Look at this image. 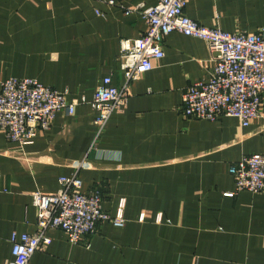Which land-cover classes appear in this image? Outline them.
<instances>
[{"label":"crops","instance_id":"1","mask_svg":"<svg viewBox=\"0 0 264 264\" xmlns=\"http://www.w3.org/2000/svg\"><path fill=\"white\" fill-rule=\"evenodd\" d=\"M158 2L0 0V92L6 80L31 78L75 105L31 144L0 132V264L12 261L13 236L36 230L33 193L55 194L75 175L81 193L102 191L112 216L125 200L126 226L101 223L90 247L56 230L30 264H264V193H236L230 174L244 157L264 154V93L249 127L185 117L186 90L216 67L205 41L170 34L165 57L132 83L126 109L96 140L98 114L82 100H93L105 76L125 84L122 42L147 30L135 10ZM185 13L232 34L264 30V0H188Z\"/></svg>","mask_w":264,"mask_h":264},{"label":"built area","instance_id":"2","mask_svg":"<svg viewBox=\"0 0 264 264\" xmlns=\"http://www.w3.org/2000/svg\"><path fill=\"white\" fill-rule=\"evenodd\" d=\"M188 0H159L153 7L139 6L137 12L147 30L137 39L124 40L119 56L121 72L126 77L122 87L113 85L112 77L102 78L90 104L98 114L96 140L111 118L126 109L132 83L154 69V62L165 57L166 38L174 33L197 38L207 43L216 67L207 82L188 87L181 111L187 118L217 121L236 118L249 127L260 117L264 93V30L256 34L228 33L220 28H207L190 19L185 8ZM113 4V2H111ZM73 115L75 105L68 102V92H61L31 78H12L1 84L0 132L13 143L34 142L37 131H48L58 113ZM236 193H264V154L244 157L230 168ZM61 190L55 194L33 193L38 222L33 234L13 236V258L9 264H30L42 251L51 232L61 230L73 245L87 244L99 231L101 223L116 228L126 226L125 200L116 216L103 210L102 191L80 192L82 181L75 175L60 179ZM145 220V214L141 221Z\"/></svg>","mask_w":264,"mask_h":264}]
</instances>
